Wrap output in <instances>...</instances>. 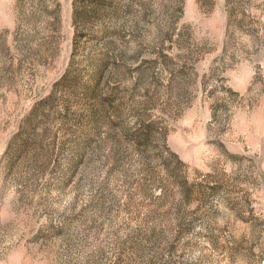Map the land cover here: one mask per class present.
I'll use <instances>...</instances> for the list:
<instances>
[{"label":"rangeland","instance_id":"1","mask_svg":"<svg viewBox=\"0 0 264 264\" xmlns=\"http://www.w3.org/2000/svg\"><path fill=\"white\" fill-rule=\"evenodd\" d=\"M0 264H264V0H0Z\"/></svg>","mask_w":264,"mask_h":264},{"label":"trees","instance_id":"2","mask_svg":"<svg viewBox=\"0 0 264 264\" xmlns=\"http://www.w3.org/2000/svg\"><path fill=\"white\" fill-rule=\"evenodd\" d=\"M105 7L107 9H113V10L116 9L115 7L113 8L112 5H110V8H109V6H106V4H105ZM97 88L98 87L94 88L95 91H99V90H97ZM98 97H99V95H98ZM100 104L104 106L105 100L100 99ZM111 105H112V102H110L109 105L104 106L106 108L105 109V115H106L105 118H107L106 125H110L112 122H114L113 120H110L111 115L113 117H117L119 119H122L121 114H118L115 110H113V106H111ZM107 108H109L108 111H106ZM97 122L101 123L100 119L97 120ZM120 124L121 125L119 126V132L121 133V135L124 137L131 135V139H132L133 143L136 145L135 150H138L139 154L143 155V153H145L146 145L152 140V137H154V134H152V132H154L153 131L154 130L153 124L149 123V122L146 123L144 121V119H142V118H140L139 122L136 123L134 125V127L131 129H129V127L126 126L123 122H121ZM130 132H131V134H130Z\"/></svg>","mask_w":264,"mask_h":264}]
</instances>
